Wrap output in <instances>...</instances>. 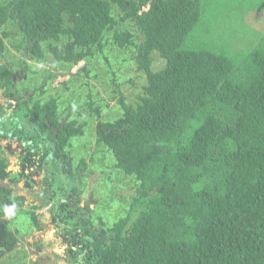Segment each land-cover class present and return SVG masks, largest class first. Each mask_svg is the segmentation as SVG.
<instances>
[{
    "label": "trees",
    "instance_id": "trees-1",
    "mask_svg": "<svg viewBox=\"0 0 264 264\" xmlns=\"http://www.w3.org/2000/svg\"><path fill=\"white\" fill-rule=\"evenodd\" d=\"M208 1L215 0L9 3L14 31L26 37L34 56L58 58L61 70L45 74L46 84L71 74L60 88L82 99L63 111L57 97L46 101L52 114L72 113L55 154H65L75 169L86 165L84 159L75 164L68 151L93 125L94 146L111 151L114 166L135 186L126 213L104 222L103 239L90 233L95 241L83 238L82 252L73 247L80 242H71L72 264H264V27L254 40L224 32L218 44L197 43L194 37L206 36ZM257 5L262 9L264 0ZM5 14L0 18H9ZM156 55L164 61L158 68ZM127 62L145 79L135 98L122 88L135 84L121 76ZM100 87L121 113L104 119L109 103ZM6 167L0 157V180L14 181ZM51 186L47 180L45 191ZM24 200L0 184V264H16L11 258L21 230L10 225L16 211L41 228L38 215L22 209Z\"/></svg>",
    "mask_w": 264,
    "mask_h": 264
},
{
    "label": "flooded vegetation",
    "instance_id": "flooded-vegetation-1",
    "mask_svg": "<svg viewBox=\"0 0 264 264\" xmlns=\"http://www.w3.org/2000/svg\"><path fill=\"white\" fill-rule=\"evenodd\" d=\"M10 2L0 0V14L5 11L9 17L4 19L2 15L0 18V157L6 158V169L16 179L13 181L7 177L0 180V184L12 188L14 196L26 198L25 207L29 206L38 215L41 225L40 229L34 226L35 229L43 231L48 227L53 233L51 240L35 242L37 254L43 249L44 242L48 245L51 241H57L60 250L64 252V260L72 264L70 258L73 254L69 249L71 242H80L73 247L82 252L81 247L85 244L83 238L90 239L92 243L95 241L90 233L103 239L106 217L102 210L107 208L103 205L104 197L87 189V180H83L79 173L76 176L69 174L75 170V166L67 162L69 158L63 153L57 155L54 152L59 131L65 128L72 113L52 114L44 107L47 102L42 105L37 103V99L39 94L44 98L50 91L60 87V84L56 86L60 75L52 81L56 84L52 83V86H46L42 77L33 87H29V79H35L45 70L59 73L55 68L58 58L45 62L34 56L29 50L26 37L14 31L16 24L12 20ZM45 86L52 87V90L44 91ZM46 149L49 151L45 156ZM72 152L69 150L68 155L73 156ZM42 156H45V161L41 160ZM10 157L15 160L11 161ZM47 180L52 186L45 191ZM28 198L30 204H26ZM42 208L49 213L47 225L39 219L40 211L37 210L42 211ZM93 247L94 244L86 246L80 257ZM54 250L51 251L52 255L59 256ZM38 259L30 262L54 264L53 260L47 258L42 260L39 256Z\"/></svg>",
    "mask_w": 264,
    "mask_h": 264
},
{
    "label": "rangeland",
    "instance_id": "rangeland-1",
    "mask_svg": "<svg viewBox=\"0 0 264 264\" xmlns=\"http://www.w3.org/2000/svg\"><path fill=\"white\" fill-rule=\"evenodd\" d=\"M259 0H215L208 1V7L203 12V21L204 25L201 27V35L206 34L205 37L201 39L200 35H197L193 38V41L199 43L200 41L209 40L212 41L213 44H218L217 41L219 39V33H233L238 35L244 36V34H248L250 39H256L257 33L262 30L264 27V7L262 9L261 6H258ZM200 22L199 25L202 24ZM226 29L227 31L218 32L221 28ZM230 30H229V28ZM236 48H242L239 44H234ZM153 54H157L156 51ZM98 62H94L92 66L96 65ZM84 62L82 61L80 65H83ZM164 64V61L158 58L156 55L155 58V67H161ZM79 65L72 68V72L77 71V67ZM124 75H121L124 79L129 77H134L135 84H124L122 86L123 90L130 94L131 97H136L141 90V86L144 83V77H140L136 71V65L134 63H126L123 65ZM102 74L105 76L108 71H104L101 67L98 68ZM61 69H58L60 71ZM53 73L49 70L42 71L38 77L35 79H29V87H33L34 84L38 83L45 74ZM71 77V74L67 75H60L58 81L59 83L56 85L55 82H52L54 85L59 86L62 82H65ZM77 82V81H76ZM51 82H48L46 86L51 85ZM95 84H99L98 81L94 80ZM45 86V87H46ZM111 87V86H110ZM109 87V88H110ZM62 88L58 87L52 90V87H46L43 90L49 92L45 97L41 94L38 95L37 103H41L45 105V101L49 100L52 97L58 98V104L61 110L63 111V107L65 108L70 103L73 105L81 104L80 100L76 99L74 96V92H63ZM73 90L78 92V87H73ZM86 92V90H83ZM101 93H103L104 97H106L107 103H109L108 108L104 109V119L110 118L116 114V109L118 111L121 110L119 107H116V102L114 99L110 98L109 95L106 93V90L103 87H100ZM85 95V94H84ZM63 113V112H62ZM86 115L88 112L84 111ZM84 121V118H82ZM81 121V122H82ZM93 124V123H90ZM94 126L87 125L85 127L84 135H80L75 137L72 141V149H73V156H74V163L81 164L82 159L86 161V165H81L77 169L74 170L75 174H80L83 180H87L88 190L91 189L92 192L95 194H99L100 196L104 197L103 205L107 208L103 211V214L106 217V223L112 224L116 219L120 218L126 213L127 205L129 204L130 199L135 193V186L132 184L133 181L130 177L116 168L114 166V156L112 155L111 151L103 150L102 148H96L94 146ZM10 160H15L14 158L10 157ZM84 174V175H82ZM31 192H29L30 194ZM34 194V193H33ZM29 197V196H28ZM26 199V198H25ZM29 199H27L26 204L29 203ZM44 202L42 201V204ZM45 205V204H44ZM45 207V206H44ZM41 208V207H40ZM24 210L30 209L29 206L22 208ZM45 208H42V211ZM40 211L39 219L41 222H44L46 225L48 224L49 213ZM11 226L13 228H19L21 230L20 235V246L18 247L17 251H14L13 257L11 258L15 261L16 264H32L35 260H39V256L42 260L49 259L50 261L53 260L54 264H68L67 261L64 260L62 256V252L60 250V246H58L57 241H51L50 244L47 243L43 244V249L41 250L40 254L38 255L35 251V242L44 240L49 241L52 239V232L50 228L46 227L43 231L37 230L34 228V224L32 222L31 217L25 211H21L13 215L11 218ZM43 243V242H42ZM56 249L57 254L52 255ZM52 251V252H51ZM27 253V256L24 257L23 255ZM37 258V259H36ZM23 259V260H22ZM40 259V260H41ZM32 261V262H30ZM48 261V260H47ZM49 261V262H50ZM56 261V262H55ZM41 262V261H40ZM9 264V260L7 262Z\"/></svg>",
    "mask_w": 264,
    "mask_h": 264
},
{
    "label": "water",
    "instance_id": "water-1",
    "mask_svg": "<svg viewBox=\"0 0 264 264\" xmlns=\"http://www.w3.org/2000/svg\"><path fill=\"white\" fill-rule=\"evenodd\" d=\"M81 67V65H79L78 67H77V69H79Z\"/></svg>",
    "mask_w": 264,
    "mask_h": 264
},
{
    "label": "clouds",
    "instance_id": "clouds-1",
    "mask_svg": "<svg viewBox=\"0 0 264 264\" xmlns=\"http://www.w3.org/2000/svg\"><path fill=\"white\" fill-rule=\"evenodd\" d=\"M5 211H8L7 209Z\"/></svg>",
    "mask_w": 264,
    "mask_h": 264
}]
</instances>
